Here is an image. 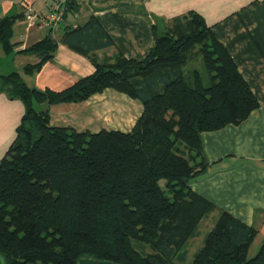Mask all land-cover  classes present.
<instances>
[{
    "label": "trees",
    "instance_id": "1",
    "mask_svg": "<svg viewBox=\"0 0 264 264\" xmlns=\"http://www.w3.org/2000/svg\"><path fill=\"white\" fill-rule=\"evenodd\" d=\"M78 8V0H66L63 18ZM15 20L0 19L4 55L16 46ZM65 28L60 40L53 36L59 27L44 30L40 41L17 52L37 58L23 74H37L62 42L90 58V75L59 91L29 88L17 72L0 75V89L25 108L16 139L0 161V255L6 264H76L79 258L180 264L188 240L215 209L189 188L208 166L201 134L240 123L258 101L197 13L175 18L164 33L153 27L142 61H97L92 53L113 44L94 18ZM195 55L208 86L197 71L188 76L191 84L184 74ZM106 89L141 104L128 132L52 126L47 110L33 108L82 103ZM256 235L221 211L190 264H264V240L254 255L249 250Z\"/></svg>",
    "mask_w": 264,
    "mask_h": 264
},
{
    "label": "crops",
    "instance_id": "2",
    "mask_svg": "<svg viewBox=\"0 0 264 264\" xmlns=\"http://www.w3.org/2000/svg\"><path fill=\"white\" fill-rule=\"evenodd\" d=\"M47 1L0 0V19L16 17L11 38V42L16 46L10 54L11 60L6 61L0 68V75L17 72L29 88L59 91L77 79L90 75L94 67L89 57L59 42L53 59L46 62L37 74L33 76L23 74V67L36 63L37 58L32 54L17 52L35 44L47 34L37 28L26 27L23 18L24 7L31 5L34 10L43 13ZM263 1L78 0L79 8L64 15L59 30L53 35L60 40L65 27L75 28L84 25L91 17L98 22L113 44L92 53L97 61L114 57L142 61L153 43V27L160 34L159 31L164 25H170L175 18L194 12L201 16L205 25L227 50L256 97L258 108L243 121L201 134L202 153L208 166L190 182L189 188L211 202L215 209L201 221L197 236L188 240L185 260L180 264L191 263L190 259L202 247L206 234L211 230L221 211L256 229L257 235L249 249L252 255L257 252L264 240ZM4 68L6 71H3ZM124 96L106 89L82 103L56 105L34 103L38 105V110L34 105L33 108L36 111L47 110L52 126L70 127L80 131L75 128L77 120L79 123L82 120L86 121V126L91 127L99 122L97 120L102 116L93 105L94 102L100 103L102 100H116L110 102L119 101L127 104L129 102L135 109L124 115L125 120L131 121L128 128H109L128 132L140 115L142 106L137 100ZM24 111V104L20 99L12 98L4 89H0V161L16 139L17 128ZM116 113L118 114L117 110ZM118 116L122 119L119 114Z\"/></svg>",
    "mask_w": 264,
    "mask_h": 264
},
{
    "label": "rangeland",
    "instance_id": "3",
    "mask_svg": "<svg viewBox=\"0 0 264 264\" xmlns=\"http://www.w3.org/2000/svg\"><path fill=\"white\" fill-rule=\"evenodd\" d=\"M46 11V9H45ZM44 11V12H45ZM43 12V13H44ZM39 13V12H38ZM169 26V25H167ZM167 26H163L161 27V31H159L160 33H164V31L167 30ZM11 56H4L3 53H1L0 51V68H2L5 64L6 61L11 60ZM197 71L201 77L202 80V84L204 86H208L209 85V81H208V75L200 61V58L197 57L196 55L193 56V58H191L190 62L187 64V66L185 67L184 70V74L186 75V77L188 78V76H190L193 71ZM3 71H6L5 68ZM188 82L191 84V80L190 78H188ZM113 91V90H112ZM115 94L120 95V96H124L120 93H117L115 91H113ZM126 97V96H124ZM115 98V97H113ZM127 98V97H126ZM110 101H116V100H110ZM109 100H102L100 103L99 102H94L93 105L96 106V110L99 112L100 115H102L100 117V119H98L95 125L90 126H86V121L83 122V120L79 123V121L77 120V124L75 126V128H77L80 131H84L85 129H88V131L90 132H97L99 129L101 128H122V129H127L128 128V124L131 123L130 120H125V113L126 112H131L135 109V106L130 104L128 102L124 103V102H110ZM115 103V104H114ZM34 107H36L38 110V105H34ZM116 110L118 112V114L121 116L122 119L119 118L118 114L116 113ZM122 112V114H121ZM102 123L104 124V126L102 124H98V123ZM202 228V227H201ZM202 231V230H201ZM202 239V237H201ZM191 245H189L190 247ZM190 250V248H189ZM197 251V250H196ZM190 258H191V253H190ZM193 258L190 259V261H192Z\"/></svg>",
    "mask_w": 264,
    "mask_h": 264
},
{
    "label": "built area",
    "instance_id": "4",
    "mask_svg": "<svg viewBox=\"0 0 264 264\" xmlns=\"http://www.w3.org/2000/svg\"><path fill=\"white\" fill-rule=\"evenodd\" d=\"M66 0H48L46 11L38 13L30 5L24 8L26 27L37 28L40 31H56L63 22V12Z\"/></svg>",
    "mask_w": 264,
    "mask_h": 264
},
{
    "label": "water",
    "instance_id": "5",
    "mask_svg": "<svg viewBox=\"0 0 264 264\" xmlns=\"http://www.w3.org/2000/svg\"><path fill=\"white\" fill-rule=\"evenodd\" d=\"M0 264H6L4 258L0 255ZM76 264H115L107 260H95L92 258H79Z\"/></svg>",
    "mask_w": 264,
    "mask_h": 264
}]
</instances>
